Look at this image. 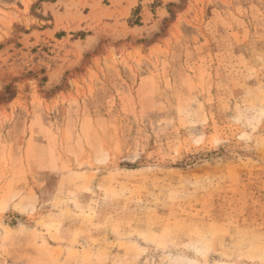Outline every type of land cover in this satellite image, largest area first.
<instances>
[{
    "label": "rangeland",
    "instance_id": "1",
    "mask_svg": "<svg viewBox=\"0 0 264 264\" xmlns=\"http://www.w3.org/2000/svg\"><path fill=\"white\" fill-rule=\"evenodd\" d=\"M0 264H264V0H0Z\"/></svg>",
    "mask_w": 264,
    "mask_h": 264
}]
</instances>
